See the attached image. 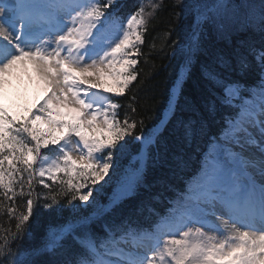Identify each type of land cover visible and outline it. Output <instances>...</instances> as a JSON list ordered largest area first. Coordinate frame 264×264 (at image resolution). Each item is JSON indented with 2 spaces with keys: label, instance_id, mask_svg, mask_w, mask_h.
I'll use <instances>...</instances> for the list:
<instances>
[{
  "label": "snow or ice",
  "instance_id": "obj_1",
  "mask_svg": "<svg viewBox=\"0 0 264 264\" xmlns=\"http://www.w3.org/2000/svg\"><path fill=\"white\" fill-rule=\"evenodd\" d=\"M162 7L164 0H138L121 16L117 0H0V89L19 73H35L47 93L29 116L0 104V217L9 224L0 225V264H264V0H172L174 19L188 21L183 71L170 90L167 119L146 130L135 118V93L126 106L116 98L137 81L148 25ZM241 32L261 37L260 48L248 47L255 69L239 50L243 41L231 52L205 46L209 35L231 45ZM202 54V100L180 116L184 84ZM213 122L221 126L200 168L167 198L163 214L143 202L120 207L147 187L148 167L167 159L161 145L169 125L178 144L191 147ZM127 137L139 143L137 164L125 170L119 194L48 224L38 246L22 248L41 208L62 211L61 198L73 209V201H89L92 190L82 193L87 184L76 181L94 185L108 175ZM184 157L182 149L171 154L173 175L186 167ZM60 173L68 179L52 190L45 177L55 184ZM145 209L156 217L147 225L138 219Z\"/></svg>",
  "mask_w": 264,
  "mask_h": 264
},
{
  "label": "trees",
  "instance_id": "obj_2",
  "mask_svg": "<svg viewBox=\"0 0 264 264\" xmlns=\"http://www.w3.org/2000/svg\"><path fill=\"white\" fill-rule=\"evenodd\" d=\"M138 0H117L120 6L119 15L126 16L129 12L134 11ZM149 0H144L147 5ZM172 0H164V7L150 20L148 31L145 35V43L141 46L143 55L140 56L139 63L136 66L138 71V79L130 86L131 91L127 92L125 96L116 98L121 105H127L132 93H135L137 100L135 106L137 113L135 118L139 121L141 119L145 122V128L150 129L157 125L160 120L167 119L165 115V108L176 80L177 73L182 72L181 65V49L184 47L186 40V32L188 28V21L182 19L176 21L172 15V8L170 7ZM109 12L112 9L108 10ZM171 30V35H166ZM244 42L243 47L239 50L248 56L249 62L255 69V60L252 55L248 54V47L250 45L260 48L261 37L253 32H241L232 37V43L229 45L224 41H217L214 37L209 35L205 41V46L208 51L215 52L223 49L231 52L232 49L237 48L240 42ZM155 44L153 48L152 45ZM208 57L201 55L199 59L193 62L189 78L184 84L183 94L179 100L180 111L177 113L180 116L187 117L192 115V108L198 106L204 94V81L201 78V64L207 60ZM255 71L251 72L247 77V82L251 83L255 80ZM1 104V103H0ZM5 107V104L2 103ZM19 107L12 110L11 114L17 116H26L25 113L18 111ZM10 110V109H7ZM120 119L123 120L125 108L119 109ZM17 113V114H14ZM130 115H132L130 113ZM220 124L213 122L207 133L197 140L191 147H184L178 144L175 137L171 134V125L162 133V140L164 144L161 145V153H164L165 146L167 147V159H161L155 166L150 165L147 169L146 183L147 187H140L134 196L127 197L121 201V208H128L139 205L141 202L150 204L156 212L163 214L168 205V199L176 195V190L183 188V181L189 176L195 174L200 168L203 154L208 151L210 137L217 134L220 129ZM128 146L126 150L119 154L114 161V167L110 168L105 179L96 184L91 183V179L80 177L76 182H84L87 187L81 189V192L92 190V196L86 205L83 202L76 200L73 204L76 208L73 209L68 205L65 199L61 198L60 207L63 210L52 212L45 211L41 208L40 216L37 219L36 225L33 228L31 238L25 239L21 247L29 249L38 246L44 235V229L48 224H61L70 220L74 215L81 213H90L101 205H108L111 198L118 195L117 182L125 174V170L133 168L137 164V148L139 143L133 137H127ZM182 149L185 154L187 162L184 170L178 175H173L169 170L168 165L171 164V154ZM39 179V178H37ZM68 179L63 173L58 174V182L53 184L51 180L45 179V182L52 186V190H58L61 185L59 180ZM171 186V188H169ZM36 191L41 193H48L50 190L43 188L42 185H35ZM160 193L159 200H154L153 196ZM142 224L152 223L156 217L149 213L147 209L138 217ZM14 221L12 224L14 225ZM0 225L3 228L9 227L8 217H0ZM97 231H100L97 229Z\"/></svg>",
  "mask_w": 264,
  "mask_h": 264
},
{
  "label": "rangeland",
  "instance_id": "obj_3",
  "mask_svg": "<svg viewBox=\"0 0 264 264\" xmlns=\"http://www.w3.org/2000/svg\"><path fill=\"white\" fill-rule=\"evenodd\" d=\"M119 66H117L118 68ZM31 75V79H30ZM94 91H103L102 89ZM47 93L45 92L43 86L38 82L35 77V73H19L16 76H13L10 81L6 82L2 89H0V103L5 104L6 109L11 114L12 110H15L19 107L18 111L29 116L30 113L27 111L31 109L36 111V108L39 107L40 103L46 98ZM36 106L35 108L33 106ZM17 114V113H14ZM92 132V129L88 130ZM73 159L79 160V153L74 152ZM130 168V167H129ZM128 168V169H129ZM45 179H47L45 177ZM105 179V176L101 182ZM119 180L117 184H120ZM119 188V187H118ZM119 194V191L117 192ZM87 202H83V205H86Z\"/></svg>",
  "mask_w": 264,
  "mask_h": 264
}]
</instances>
